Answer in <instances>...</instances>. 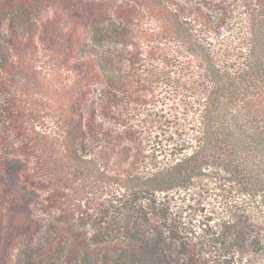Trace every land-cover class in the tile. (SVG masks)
I'll return each mask as SVG.
<instances>
[{
	"label": "trees",
	"instance_id": "16d2710c",
	"mask_svg": "<svg viewBox=\"0 0 264 264\" xmlns=\"http://www.w3.org/2000/svg\"><path fill=\"white\" fill-rule=\"evenodd\" d=\"M102 8L0 0V264H264V0ZM167 95L195 136L163 160L137 110ZM93 173L124 195L83 206ZM205 179L257 202L189 228L159 195Z\"/></svg>",
	"mask_w": 264,
	"mask_h": 264
},
{
	"label": "rangeland",
	"instance_id": "374dc122",
	"mask_svg": "<svg viewBox=\"0 0 264 264\" xmlns=\"http://www.w3.org/2000/svg\"><path fill=\"white\" fill-rule=\"evenodd\" d=\"M103 8V15L109 16L113 13L112 7L117 2H125V0H95ZM204 0H183L185 4L200 2ZM152 25H143L140 30L143 37L138 38L136 42L148 48H155L162 45L165 40L158 31H154ZM227 34V32H225ZM214 41V39H213ZM100 95H95L90 100L91 106H96L100 100ZM187 99L185 96L173 97L167 95L163 104H158L154 110L139 108L140 118L145 122L142 132H138L141 146L148 149L149 155L153 158L162 154L159 158L163 160L170 158V152H173V146L186 147L191 142V138L195 133L191 131L190 111L186 106ZM102 116V115H101ZM102 120L103 118L100 117ZM149 120V121H148ZM154 121V125H152ZM105 122L111 124V121ZM193 124V123H192ZM50 125L51 122H50ZM150 126V127H148ZM191 126V127H190ZM145 148V149H146ZM151 149V150H150ZM174 152H178L175 150ZM175 153V154H176ZM155 161L150 160L147 168H151ZM225 181H204L195 184L187 189H174L169 193L159 195V200L164 208H168L172 217L182 218L183 221L189 223V228L200 226L210 218L223 216L231 207L240 206L250 208L252 202H257L244 195L236 193L229 186H225ZM82 196V205H90L94 203L111 202L124 195V189L112 180L101 178L96 173L90 174L89 177H83L76 184ZM223 186V187H222Z\"/></svg>",
	"mask_w": 264,
	"mask_h": 264
}]
</instances>
